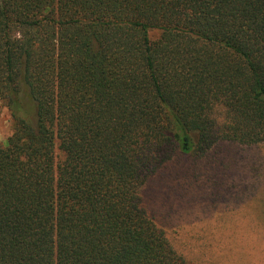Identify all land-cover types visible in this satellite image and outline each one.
Wrapping results in <instances>:
<instances>
[{"label":"trees","instance_id":"1","mask_svg":"<svg viewBox=\"0 0 264 264\" xmlns=\"http://www.w3.org/2000/svg\"><path fill=\"white\" fill-rule=\"evenodd\" d=\"M0 102V264H187L141 191L264 143V0H0Z\"/></svg>","mask_w":264,"mask_h":264},{"label":"rangeland","instance_id":"2","mask_svg":"<svg viewBox=\"0 0 264 264\" xmlns=\"http://www.w3.org/2000/svg\"><path fill=\"white\" fill-rule=\"evenodd\" d=\"M13 132L0 102V143ZM141 201L187 264H264V143L223 141L202 155H176Z\"/></svg>","mask_w":264,"mask_h":264}]
</instances>
